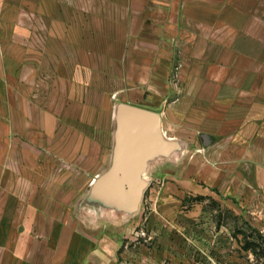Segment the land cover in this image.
Returning <instances> with one entry per match:
<instances>
[{"label": "crops", "instance_id": "obj_1", "mask_svg": "<svg viewBox=\"0 0 264 264\" xmlns=\"http://www.w3.org/2000/svg\"><path fill=\"white\" fill-rule=\"evenodd\" d=\"M119 103L184 149L147 171L161 211L215 193L264 239V0H0V264H120L144 223L161 264H189L170 236L191 220L122 217L132 238L68 203L63 161L100 163Z\"/></svg>", "mask_w": 264, "mask_h": 264}, {"label": "rangeland", "instance_id": "obj_2", "mask_svg": "<svg viewBox=\"0 0 264 264\" xmlns=\"http://www.w3.org/2000/svg\"><path fill=\"white\" fill-rule=\"evenodd\" d=\"M113 132L114 129L112 131L110 150H105V154L103 152L99 154L100 163L92 165L90 163H66L63 161L61 169L64 178L69 177L63 180V189L69 186L72 189L78 190V196L72 195L67 199L80 220L92 222L98 217L97 215H92V210L94 209L93 207H99L91 204L87 205L86 197L91 187L92 176L104 172L110 165L111 155L109 158L108 154L110 151L112 152ZM87 150L90 153L89 149ZM63 151L65 152V149ZM95 151L98 153L97 149H91V152H93L91 154H95ZM87 158L90 159L92 157ZM170 158L182 161L185 158L184 149L175 153ZM58 170L60 169L58 168ZM145 177L148 179L147 173ZM150 183L149 180L140 210L137 213L132 216H124L111 212L112 216L110 218L105 217L102 219L111 223V228L113 229V225L120 227L117 228L119 231L126 232V235L132 238L134 235L131 234V231L135 229L129 227L128 224L122 223V217L132 220H142L144 222L147 220L170 219L176 221L191 220L193 224L190 229H187L189 233H183L182 229L177 231V229L173 228L174 233L171 235L172 237L170 236L173 243L178 245L183 243V245L189 246V264H264V239L262 238V233L257 228H251L252 226L250 227V224L246 223V216L241 215L240 212L231 210L230 204L226 205L224 201L220 198L218 199L215 193L205 196L201 200L199 196L194 197L186 194L181 201L180 207H177L173 211L171 208L164 210V213L159 209L160 201L150 198ZM73 192L72 194H74ZM194 204L198 205V207H195L196 205L194 206ZM167 207L170 206L166 205L164 209ZM139 230L140 236L136 240L139 242L137 246H134L135 242H130L131 239L124 240V244L130 242L128 243L129 250H125L122 247L120 264H161L162 253L155 252V250H153L154 252H150L149 249L151 247L150 242L153 241L151 235L148 233L150 229H147L144 223V226ZM231 237L233 240H231ZM222 240L225 241L222 242ZM236 240L239 241L238 244ZM163 264L169 263L164 262Z\"/></svg>", "mask_w": 264, "mask_h": 264}, {"label": "water", "instance_id": "obj_3", "mask_svg": "<svg viewBox=\"0 0 264 264\" xmlns=\"http://www.w3.org/2000/svg\"><path fill=\"white\" fill-rule=\"evenodd\" d=\"M112 157L109 167L91 182L87 205L132 216L140 210L149 180L150 164L183 150L166 137L159 113L119 103L114 113Z\"/></svg>", "mask_w": 264, "mask_h": 264}]
</instances>
